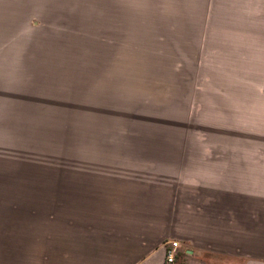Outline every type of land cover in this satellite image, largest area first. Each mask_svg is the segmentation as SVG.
Segmentation results:
<instances>
[{
    "label": "rangeland",
    "instance_id": "rangeland-1",
    "mask_svg": "<svg viewBox=\"0 0 264 264\" xmlns=\"http://www.w3.org/2000/svg\"><path fill=\"white\" fill-rule=\"evenodd\" d=\"M163 156L261 193L236 213L264 264V0H0L4 191L126 190Z\"/></svg>",
    "mask_w": 264,
    "mask_h": 264
},
{
    "label": "crops",
    "instance_id": "crops-1",
    "mask_svg": "<svg viewBox=\"0 0 264 264\" xmlns=\"http://www.w3.org/2000/svg\"><path fill=\"white\" fill-rule=\"evenodd\" d=\"M141 164L149 179L126 190L53 198L0 186V264H165L169 242L180 246L174 264L261 262L260 212L236 213L261 193L212 165L169 156ZM240 220L253 240L239 237Z\"/></svg>",
    "mask_w": 264,
    "mask_h": 264
},
{
    "label": "built area",
    "instance_id": "built-area-1",
    "mask_svg": "<svg viewBox=\"0 0 264 264\" xmlns=\"http://www.w3.org/2000/svg\"><path fill=\"white\" fill-rule=\"evenodd\" d=\"M180 246L177 242H169L165 247V264H174Z\"/></svg>",
    "mask_w": 264,
    "mask_h": 264
}]
</instances>
